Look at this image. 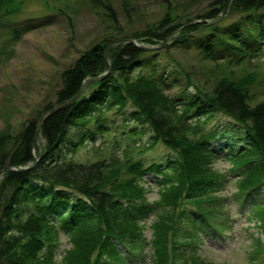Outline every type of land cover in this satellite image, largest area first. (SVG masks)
Returning <instances> with one entry per match:
<instances>
[{"label": "trees", "instance_id": "16d2710c", "mask_svg": "<svg viewBox=\"0 0 264 264\" xmlns=\"http://www.w3.org/2000/svg\"><path fill=\"white\" fill-rule=\"evenodd\" d=\"M7 5L0 0V18ZM212 6L195 18L187 14L183 23L169 6L172 11L159 25L133 36L158 45L176 35L161 48L146 50L132 43L112 46L110 72L42 122L39 133L46 148L40 153L37 147L41 155L37 162L33 139L39 120L55 103L73 97L85 78L105 74L109 68L105 51L123 36L105 37L65 69L54 104L49 103L19 132L0 131V170L31 166L4 172L0 178V264H57L55 249L62 229L79 249L69 253V264L82 260V255L76 258L83 246L88 247V258L95 255L92 263L89 259L85 264H130L133 255L139 262L146 261L138 226L149 208L144 186L137 181L147 171L142 160H128L124 171L113 157L90 162L71 157L109 130L102 115L111 109L122 117L117 127L126 139L147 129L152 132L142 151L161 143L176 152L166 162L151 165L162 173L164 183L173 182V176L179 180L165 196L167 205L179 208L177 223L169 224L172 234L162 242L191 233L199 236L195 225L204 223L214 232L230 227L231 211L223 207L231 198L218 195L230 177L237 180L235 197L242 208L250 207L264 232V99L257 102L264 98V74H245L237 68L261 55L264 0H215ZM172 49L194 51L193 59L185 64ZM163 50L169 73L186 79L181 100L168 92L169 73L157 74V58ZM148 67L151 71L145 70ZM131 122L135 125L129 126ZM137 124L146 128L139 130ZM220 139L224 143L219 147L214 140ZM221 157L230 163L227 171L215 168ZM178 247L177 256L166 258L165 264H209L199 261L197 252L187 254Z\"/></svg>", "mask_w": 264, "mask_h": 264}, {"label": "rangeland", "instance_id": "374dc122", "mask_svg": "<svg viewBox=\"0 0 264 264\" xmlns=\"http://www.w3.org/2000/svg\"><path fill=\"white\" fill-rule=\"evenodd\" d=\"M23 2L22 10L13 16L12 27H9L10 29L7 26L0 27V131L7 129L11 133L19 132L38 117L49 103L54 104L56 93L62 86L61 76L64 70L105 37L111 38L116 34L115 36L129 39L128 37L145 32L150 26L159 25L160 20L172 11L169 6L173 7L172 12L175 16L181 15L179 21L183 23L187 20V14L195 18L199 13L212 10L215 0H168L170 4L164 0H102L104 5L100 0H23ZM25 29L28 31L24 32ZM168 40L171 42L173 39ZM261 45L258 48L261 55L237 68L245 70V74L249 72L264 74V40ZM171 51L176 58L182 62L184 60L185 64L188 59H193L192 50ZM167 60L166 51H161L157 58V74L169 73L170 66L167 65ZM151 69L152 67H148L145 70ZM167 78L168 92L179 98L186 79L175 77L173 72H170ZM213 80L216 79L212 78ZM263 99L260 96L257 102H262ZM102 116L107 118L109 130L80 146L71 157L79 162L113 157L122 164L121 169L124 171L128 160L140 162L142 160V168L147 171L144 178L137 181L144 186L145 201L149 208L144 218L139 220L138 226L142 234L141 249L146 261L142 259L143 262H139L133 255L130 264H165L166 258L177 256L174 254L176 246H179L178 250L182 249L187 254L197 252L199 261H206L209 264H264L262 253L264 232L250 213V207L242 208L241 200L235 197L237 180L232 177L228 179L226 188L218 194L231 198L223 207L231 211L230 227L214 232L209 224L204 223L202 227L195 225L199 236L191 233L192 235L185 234L180 237L182 239L180 241V238L168 240L167 237V241L162 242L167 234H172L169 224L175 226L177 223L176 213L179 208L167 205L165 196L173 191L179 180L173 176V182L164 183L162 173L151 169V165L154 162H166L168 157L176 156V152L161 143L153 149L142 151L152 136L149 129L134 136V139H126L120 133V127H117L122 117L116 110H106ZM134 125L135 123L131 122L129 126ZM208 125L207 128L211 129V124ZM137 126L139 130L146 128L140 124ZM214 142L220 147L224 139ZM37 147L40 153L45 151L46 141L41 133L37 138ZM215 168L227 171L230 163L221 157V160L215 163ZM168 172L171 175L175 173ZM57 225L61 226L60 223ZM69 235L70 233L64 229L58 234L59 242L55 249L57 264H69L67 262L69 253L79 250L71 241L72 235ZM183 239L191 243L181 245L179 242ZM83 247L76 258L77 260L82 255V260L76 261L75 264L88 263L89 259L92 263L95 260L94 254L88 258L86 253L88 247Z\"/></svg>", "mask_w": 264, "mask_h": 264}, {"label": "water", "instance_id": "95a60500", "mask_svg": "<svg viewBox=\"0 0 264 264\" xmlns=\"http://www.w3.org/2000/svg\"><path fill=\"white\" fill-rule=\"evenodd\" d=\"M121 41H123V40H116V41L112 42V43L109 45L108 49H109L112 45H115V44H117V43H120ZM129 41L132 42V43H134L135 45L141 47V48H145V49L156 48L155 46L150 47V46H147V45L141 44V43L138 42V40H135V39H129ZM164 43H165V41L162 43V45H163ZM108 49H107V52H106V55H105L106 60H108V57H107V55H108ZM110 68H111V66L109 65V71H110ZM109 71H108V72H109ZM108 72H107V73H108ZM107 73H106V74H107ZM101 79H103V76H99V77H90V78L85 79V81H84V83H83L81 89L75 94V96H73L72 98H70V99L66 102V104H67V103H70V102H72V101H74V100H75V99L81 94L82 89H83V87H84L85 85H87L88 83H90V82H92V81H94V80H101ZM66 104H65V103H57V104H56L53 108H51L46 114H47V115H51V114H53L54 112H56L58 109H60V108H62L63 106H65ZM43 120H44V118H42V119L39 121L38 126H37V130H36V133H35V135H34V139H33V147H34V148L36 147V140H37V136H38V132H39V127H40L41 123L43 122ZM36 159H37V158H36ZM28 168H29V167L19 168V167H14V166H7V167H5L4 169L0 170V175H1L2 173L6 172V171H15V170L18 171V170H25V169H28Z\"/></svg>", "mask_w": 264, "mask_h": 264}, {"label": "bare ground", "instance_id": "6f19581e", "mask_svg": "<svg viewBox=\"0 0 264 264\" xmlns=\"http://www.w3.org/2000/svg\"><path fill=\"white\" fill-rule=\"evenodd\" d=\"M15 15H17V14H12V15H11V18L14 19L13 16H15ZM27 31H28V30H26V29L24 30V32H27ZM18 36H19V34L16 35V37H18Z\"/></svg>", "mask_w": 264, "mask_h": 264}]
</instances>
